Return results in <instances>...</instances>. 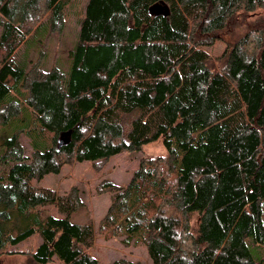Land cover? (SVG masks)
I'll return each mask as SVG.
<instances>
[{
    "label": "trees",
    "instance_id": "1",
    "mask_svg": "<svg viewBox=\"0 0 264 264\" xmlns=\"http://www.w3.org/2000/svg\"><path fill=\"white\" fill-rule=\"evenodd\" d=\"M69 1L0 0V130L18 119L24 90L29 131L49 136L27 157L26 126L0 134V164H12L0 182V256L37 235L29 264H97L93 226L72 221L77 190L35 183L161 139L165 158L142 161L125 188L102 185L114 196L101 227L139 241L150 264H263L246 243L264 248V23L242 25L218 70L207 49L264 0H88L70 72H27L13 59L28 33L14 16L43 3L56 22ZM50 206L62 216L45 215Z\"/></svg>",
    "mask_w": 264,
    "mask_h": 264
},
{
    "label": "rangeland",
    "instance_id": "2",
    "mask_svg": "<svg viewBox=\"0 0 264 264\" xmlns=\"http://www.w3.org/2000/svg\"><path fill=\"white\" fill-rule=\"evenodd\" d=\"M87 1L70 0L64 8L61 19L56 22L43 3H37V8L29 14L31 8L26 9L25 13L28 16L23 15L24 11L16 14L14 16L15 25H24V31H28L26 42L13 54L16 63L27 72H33L37 75L39 74L38 70L41 73H48L54 69H58L62 74L67 75L72 64L69 55L75 49L79 25ZM255 14L236 21L228 31L218 37L219 39L213 43L212 47L207 49L210 57L215 60L214 70H218V62L226 45L235 42L237 36L242 33L243 24H252L258 21L264 23V9L257 10ZM18 22L20 23L18 24ZM1 29L0 19V33ZM256 37L254 34L252 39L255 40ZM2 57L3 52L0 51V61ZM25 97V91L22 90L21 94L14 97L13 104H18L17 112H19L18 119H15V122L19 124H15V127L24 128L26 126L25 132L19 135V143L24 150V155L30 157L35 148L43 149L46 146L49 136L39 135L37 137L29 131L34 124L32 115L25 106ZM15 122H12L11 126H7L5 132L0 130V134H9L13 131ZM2 152L3 149H0V155ZM165 157L166 150L160 139L143 147L139 152H124L106 162L95 164L69 162L65 164L59 175L46 176L40 183H35V186L40 189L54 190L62 197L69 194L74 188L77 190L82 206L72 216V221L80 225L93 226L94 241L87 252L97 261V264H113L120 259L150 264L146 250L139 241L126 245L122 241L124 237H121L119 233H113L110 228L101 227L114 196L112 193L102 191L101 188L105 182L112 183L119 188H125L139 169L142 161L151 159L159 162L161 158ZM11 167L12 164H0V182L6 179ZM160 171L164 172L163 170ZM165 176L168 178L167 175ZM159 203L160 201L156 200V204ZM42 212L53 217L62 216L52 206L44 207ZM196 221V216L192 217L190 224L192 228H194ZM40 243V238L34 235L15 247H8L0 256V264H29L30 254L35 251ZM246 244L255 261H263L264 264V248L255 246L251 240H247ZM49 264H58V262L53 261Z\"/></svg>",
    "mask_w": 264,
    "mask_h": 264
}]
</instances>
